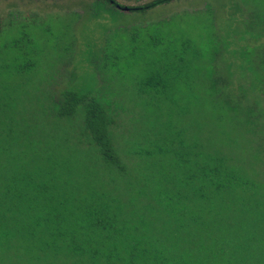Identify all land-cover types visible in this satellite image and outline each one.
<instances>
[{"label":"rangeland","instance_id":"374dc122","mask_svg":"<svg viewBox=\"0 0 264 264\" xmlns=\"http://www.w3.org/2000/svg\"><path fill=\"white\" fill-rule=\"evenodd\" d=\"M115 1L133 8L154 0ZM260 37L263 39L259 42ZM261 70L264 71V0H181L147 12H122L91 0H0V116L7 115V95L21 104L17 111L29 115L36 109L40 115L57 108L47 104L46 92L55 96L56 102H62V92L68 87L80 93L98 86L107 90L106 96L114 102L126 105L131 114L129 125L138 132L135 137L126 133L124 139L125 135L120 134V143L124 142L120 144L121 153L143 145L140 142L147 137L154 139L155 144L148 145L152 148L173 147L171 157L177 161L178 152L201 145L209 147V152L203 153L207 155L205 159L196 158L204 163H213L216 155L224 153L229 164L243 167L250 177H257L258 187L250 185L230 195L237 198V212L243 211L246 222L239 225L235 221L231 229L235 236L226 241L243 246L244 256L251 253V233L264 238V210L251 213L250 200L254 193L252 205L264 199V165L251 166L257 156L264 155ZM150 74L155 76V85L141 89ZM110 88L114 92L110 93ZM31 102L39 104L36 108L31 104L28 109ZM238 105L240 111L233 116L230 112ZM248 109L251 113L247 114ZM80 124L66 120L40 124L37 140L48 137L49 145H58L62 155L72 156V161L85 160L84 150L91 152L92 148H84L81 143ZM61 160V166L44 169L43 174L49 175L50 181L63 173L70 174L80 182L70 184L77 192L59 208L53 203L56 191L47 186L45 179L37 182L42 185L16 183L12 198L6 194L12 186L0 181V203L10 198L12 228H18L13 234L58 231L65 216H70L71 223L63 228L74 234L63 242L65 246L51 247V264H144L143 248L152 247L157 235H161V255L171 261L176 251L189 247L185 241L176 242L175 235H163L158 225L142 223H138L139 232L129 231L126 225L128 229L113 230L117 238L109 240L110 231L102 227L100 219L96 220L97 215H88L94 211L86 206L104 200L88 193L91 176L86 167L93 168L94 163L67 165L65 158ZM129 169L131 172L120 176L119 181L123 192L118 195L125 203L130 202V197L124 186L133 196L140 195L142 173L149 170ZM129 210L122 217L133 223L137 216ZM170 229L175 231V227ZM140 234L142 241L135 246V258L130 260L128 249L123 253L125 261L117 260L120 256L116 251L126 250ZM195 236L193 228L185 226L183 238ZM37 243L38 240L32 242L35 247ZM74 249L84 250L83 256Z\"/></svg>","mask_w":264,"mask_h":264},{"label":"trees","instance_id":"16d2710c","mask_svg":"<svg viewBox=\"0 0 264 264\" xmlns=\"http://www.w3.org/2000/svg\"><path fill=\"white\" fill-rule=\"evenodd\" d=\"M91 1L102 2L116 10L125 11L123 10L125 7L115 0ZM175 1L181 0H154L149 4L128 8L129 12H147ZM262 39V37L257 38L259 42ZM261 71L264 73L263 70ZM101 77L103 78L102 75ZM155 83L154 74H150L148 79L141 83V89H147V86L153 87ZM68 88L62 92L63 104L56 102L55 96L46 92L47 104H55L54 108H57L55 110L48 108L49 110L40 115L36 109L30 111L29 115H24L20 110L17 111L21 104L14 101L12 96H6L8 102L5 104L7 109L4 111L7 115L0 116V181L8 182L12 186L6 189V194L10 198H12L11 190L13 191L16 183L23 181L24 186L29 182L42 185L37 182L45 179L47 186L53 187L56 191L57 198H53L55 199L53 203L59 208V204L64 205L71 195L77 192V188L71 189L70 184L80 181L75 179L74 175L64 173L58 179L50 181V176L43 174V170L50 171L61 166V157L66 159V164L93 162V168L86 167V171L91 176V191L88 193H91V197L104 200L99 201L98 204L86 206L87 210L94 211L88 215L94 218L97 215L96 220L100 219L102 227L110 231L109 240L114 241L117 238V233L113 230L121 228L122 231L127 228L126 225L129 231L139 232L138 223H142L158 225L163 228V235L167 232L169 236L175 235L176 242L185 241L189 244L185 251H176L175 259L171 261L161 255V235H157L152 247L143 248L144 264H264V238L260 239L256 233H251V253L245 256L243 246L226 241L235 236L231 231L235 221L239 225L246 222L243 211L237 212V198L232 196L230 198V195L240 189L249 188L250 185L254 188L258 187L256 176L250 177L243 167L229 164L227 155L224 153L216 155L213 163L196 160V158L207 157L203 154L209 152V147L206 145L178 152L179 160L177 161L171 157L173 147L152 148L148 145L155 144L154 139L147 137L146 141L140 142L143 145L137 144L135 149L129 147L125 149V154L121 153L120 144L124 145V142L122 140L120 143V134L129 133L135 137L138 133L129 125L131 121L128 119L131 114L127 111L126 105L114 102L113 98L106 96L107 90H100L98 86L80 93ZM109 92L112 93L114 90L110 88ZM34 102L33 104L31 102L27 108L30 109L31 104L36 108L39 102L38 104ZM239 109L240 105L235 106L230 113L235 116L239 113ZM248 113H251V109H248ZM64 120L70 123L80 121L83 135L81 143L84 144V148H92L91 152H87L90 151L88 148L84 150L85 160L72 161V156L62 155L58 145H49L48 137L37 140L40 138V124L53 125L62 123ZM253 123L256 124L257 121ZM248 130L251 132L252 128ZM262 134L264 138V133ZM124 137L126 135L123 139ZM129 141L133 139L130 138ZM158 158L160 160L156 161ZM256 158L255 162L251 163L253 168L256 167L255 164L264 165V155L262 158L260 156ZM129 160L131 163L128 162ZM129 167L133 169L146 167L149 170L147 173L146 171L142 173L143 192L140 195L133 196L129 187H123L128 194V199L130 197L128 200L130 202L125 203L118 195L123 192L119 181L120 176H126L131 172ZM254 195L255 193L250 199L251 213L263 212L264 199H258L252 205ZM9 197H6L8 200H1L0 203V207H5V209L0 208V264H36L35 261L51 264L50 262H54L49 254L51 247H58L59 244L65 246L63 242L72 239L74 234L63 228L71 223L70 216L68 218L65 216L58 231L34 234L23 231V233L13 234L12 231L18 228H12V207L9 206L11 204ZM28 202L31 203V200ZM81 206L84 207V205ZM219 208H221L220 213ZM127 209H132L131 212L137 216V221L132 223L122 217L124 216L122 213ZM244 211L249 212L246 208ZM236 214H239L242 219ZM217 217H220L218 222ZM185 226L193 228L196 233L194 239L183 238ZM172 227H175V231L170 229ZM33 240H38V247L33 246ZM139 240L142 241L141 234L133 239L126 250L116 251L120 256L116 259H124L123 253L129 249V258L133 260L136 253L135 246L137 247L140 243ZM83 252L84 250L74 249L77 255L83 256ZM114 255H116L115 251Z\"/></svg>","mask_w":264,"mask_h":264},{"label":"water","instance_id":"95a60500","mask_svg":"<svg viewBox=\"0 0 264 264\" xmlns=\"http://www.w3.org/2000/svg\"><path fill=\"white\" fill-rule=\"evenodd\" d=\"M119 8H121V6H119ZM123 10L130 11V9L128 7H125Z\"/></svg>","mask_w":264,"mask_h":264}]
</instances>
